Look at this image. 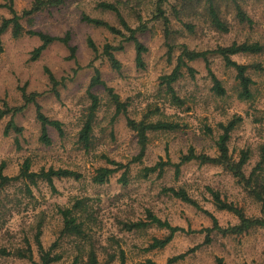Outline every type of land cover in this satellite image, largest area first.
Instances as JSON below:
<instances>
[{"label": "rangeland", "instance_id": "374dc122", "mask_svg": "<svg viewBox=\"0 0 264 264\" xmlns=\"http://www.w3.org/2000/svg\"><path fill=\"white\" fill-rule=\"evenodd\" d=\"M33 2L13 0V5L22 15ZM100 3L117 5L131 28L146 26L144 33L137 34L147 48L143 67L137 65L133 42L82 20L83 15L102 19L128 37L129 33L116 14L101 9ZM0 4L1 24L12 14L6 1L0 0ZM237 5L251 23L240 22ZM214 6L228 27L227 32L213 25L208 0H165L162 8L170 22L168 37L163 19L156 20L158 0H71L59 8L46 9L22 19L26 31L59 37L70 33V44L77 48L74 59H69L71 52L67 46L55 43L33 61V51L41 45L39 38L25 33L16 39L11 30L4 34V52L0 54V108L4 102L12 108L23 106V91L39 94L37 99L43 113L62 122L65 137L61 138L55 129L49 128L52 144H42L41 126L36 108L31 104L14 118L23 128L22 134L12 131L5 136L11 115L0 122V169L3 168L4 175L15 177L29 159L34 172L67 169L81 174V178L55 179L54 187L43 181L35 186L18 181L0 193V249L11 254L0 255V264L39 262L34 237L40 223L44 248L57 244L55 254L62 256L55 264H72L76 257L80 259L79 264H88L91 248L96 251L99 264H121V251L125 253L126 264H146L149 260L166 264L170 258L186 253L188 255L176 264H217L218 259L225 264H264V228L240 236L225 237L214 232L208 241L206 233L200 231L212 228V219L165 191L185 189L223 227L237 224L238 219L214 206L210 189L219 192L222 199L238 205L248 217H261V204L248 196L227 170L192 161L183 165L178 174L175 168L169 167L163 175H144L146 168L160 161L179 163L192 148L197 154L216 156V144L223 134L221 126L239 119L231 132L230 153L237 160L241 151H251L246 174L259 160L260 148L264 145V54L233 57L238 64L249 67L248 75L254 82L250 100L240 99L236 71L227 68L223 59L215 55L209 56L210 65L226 91L224 96L213 91V82L203 60L190 63L196 70L194 77L184 70V77L175 84L184 105H173L161 87V78L176 67L184 47L204 52L235 42L264 46V0H214ZM89 38L96 44L98 54L90 49ZM107 44L122 47L114 52L121 64L120 71L114 70L103 54ZM95 69L101 72L102 79L121 101L130 104L129 118L171 122L178 124L180 129L149 133L145 157L133 163L140 152L137 136L128 127L126 116L115 117V106L107 91L102 86L96 87L93 92L100 99V108L92 142L86 150L79 142V134L91 105L88 88ZM47 70L56 78L57 86L51 83ZM108 160L130 165L127 184L121 182L124 169L107 184L93 182L99 168H113ZM78 202H82L78 214L85 223V236L62 237L63 219L59 208H73ZM149 211L185 232L178 233L166 248L146 252L153 239H162L168 232L155 226L129 232L125 223L146 221ZM26 241L32 247L33 261L15 255L18 250L28 248ZM112 256H116L114 260Z\"/></svg>", "mask_w": 264, "mask_h": 264}, {"label": "trees", "instance_id": "16d2710c", "mask_svg": "<svg viewBox=\"0 0 264 264\" xmlns=\"http://www.w3.org/2000/svg\"><path fill=\"white\" fill-rule=\"evenodd\" d=\"M7 4L6 7L12 14L11 18L4 19L0 24V54L4 52L3 45V36L9 30H11L12 36L16 39L23 36L25 33L31 37H37L41 41V45L38 46L32 54V60H38L42 54L48 49L49 46L55 43H62L67 46L71 52L69 59H74L76 57L77 48L70 44L71 36L68 33L64 37L52 36L50 34H46L43 32H38L34 30L26 31L23 24L22 19L25 17H32L33 15L43 12L46 9L51 8H59L64 6L71 0H34L33 5L30 9L24 10L22 15L18 14L14 8L13 0H4ZM165 0H158V8L156 14L157 19H163L165 25L166 37L170 35L169 28V19L165 15V12L162 8ZM209 2V13L212 18L213 25L222 32H227V25L220 19L218 11L214 6V0H208ZM104 11H109L116 14L117 18L123 29L129 33V36L126 37L122 30L115 28L110 25L108 22L93 18L88 15H83L82 20L90 25L104 28L111 32L116 36H120L126 39L128 42H133L135 45V49L137 52V65L138 67H143V54L147 52V48L138 40L137 34L144 33L146 31V26L142 25L138 29L131 28L123 15L120 12V9L117 5L112 3H100L98 5ZM2 7V4H0ZM237 17L240 22L251 23V20L246 16V14L240 9L237 5ZM88 45L94 54H98V48L94 41L89 38ZM122 47H114L110 44L105 45L104 47V56H106L111 63V66L114 70L120 71L121 64L119 60L116 58L114 52L121 50ZM172 51V50H170ZM239 54H264V46L259 43H233L230 46L226 47H218L215 50L211 51H194L190 50L187 47H184L177 58L176 67L169 75H165L161 78V87L164 88L166 94L170 96V100L175 106H182L184 102L177 95L175 90V84L180 81L184 77V70H187V73L194 77L196 74V70L190 66V63L203 60L206 64V68L209 72V75L213 82V91L218 96H224L226 91L221 83V81L217 78V76L213 73L210 65L209 56L215 55L219 56L223 59L227 68L234 69L237 73L236 79L240 85V93L239 97L242 100H250L253 97L251 87L254 82L251 77L248 75L249 67L246 65L238 64L233 60V57ZM94 75L90 80L89 88H88V97L90 98L91 105L88 110V115L82 127V130L79 134V142L86 150L90 147L92 142V134L94 130V124L96 121V115L100 108V99L93 92V89L96 87H103L107 93L109 94L113 105L115 106V117L126 116L127 117V125L128 127L135 132L138 145L140 147V152L136 158H134L133 163H137L142 161L145 157L147 147L149 144V133H157V132H174L180 129L178 124H174L171 122H151L147 117L144 119L137 121L135 119H131L127 116L128 108L130 104L128 102H122L120 96L114 92V90L106 84V82L102 79L101 72L98 69H95ZM49 75V79L51 83L57 86L59 83L57 82L54 75L47 70ZM39 94H28L23 91V100L24 105L21 107L12 108L8 106L6 102H4L3 108H0V122L7 116H12V119L8 122L5 128V136H8L10 132H15L16 134H22L23 128L18 126L14 121V118L17 114L22 113L29 105L33 104L36 108V117L37 121L41 126V136L40 142L46 146H51L52 139L49 135V128L55 129L61 138L65 137V131L63 128L62 122L58 120H52L48 118L42 111V107L38 102ZM240 121V119L238 120ZM238 121H232L228 125H222L223 134L219 137L217 141V149L218 154L216 156H209L206 154H197L195 150L192 148L189 152L182 156L180 162L177 164L172 163L171 161H160L156 165L152 167H148L144 170L145 177L152 175L154 173H158L159 175H163L165 170L169 167L175 168L176 173H180L181 167L187 163L192 161H198L201 165H211V166H219L227 170L232 176L237 180L238 184L244 189V191L253 198L257 203L261 204V217H248L245 211L236 205L233 202H228L222 199V196L219 192L209 190L211 194L212 201L214 206L220 211H226L228 213L233 214L237 217L238 223L234 225H230L228 227H223L219 224L218 220L212 213L202 208V206L193 199L185 189H176L169 188L165 190L167 193L172 195L174 198L181 200L182 202L189 204L196 208L199 211L204 212L212 219V228H206L200 231V233H206L207 240L209 241L210 235L214 232L222 235V236H240L250 232L256 228H264V145L260 148L259 160L251 170L249 174H246L245 168L249 164L251 160V151L243 150L240 152L238 159H234L230 153L229 142L231 139V132L235 129ZM108 163L113 166L112 167H101L97 170L96 175L93 178V182L98 185L107 184L110 179L120 170L124 169V173L121 177V182L123 184H127L128 181V173L130 169V165H123L121 163L114 162L112 160H108ZM31 162L27 159L23 166L20 169V172L15 177H9L4 175L3 168L0 169V193L8 186H10L14 182L24 181L30 185H37L38 182L43 181L48 183L51 187H54L55 179H65L72 178L79 180L81 178V174L67 170V169H54L50 168L49 170L42 169L39 172L32 171ZM30 193V191H29ZM82 209V202H78L73 208H59V214L63 219V229L61 231L62 237H76L82 238L85 236V223L80 219L78 212ZM82 211V210H81ZM157 227L161 230H166L168 235L162 239L155 238L151 242V244L146 248V252H151L154 250H162L166 248L175 238V236L180 232H185V230L178 226H173L168 221H163L159 217L155 216L152 212H147L146 221H138L134 223H125V228L127 231L132 232L136 230H144L150 227ZM42 223H40L37 227V231L34 237L35 245L38 248L39 254V262L37 264H55L62 260V256L59 254H55V250L57 248V244H53L49 249L44 248L41 237H42ZM193 233V232H191ZM28 248L26 250H18L15 254L20 259H28L33 261V250L29 241H26ZM0 255L2 256H10L11 254L6 249H0ZM186 254H181L179 256L170 258L166 264H176L178 261L183 260ZM88 264H99L98 256L96 251L91 248L88 252ZM116 256H112V260L115 259ZM119 259L121 264H126V257L123 251L120 252ZM80 259L76 257L72 264H79ZM146 264H157L153 261H147ZM217 264H225L222 259L217 260Z\"/></svg>", "mask_w": 264, "mask_h": 264}]
</instances>
